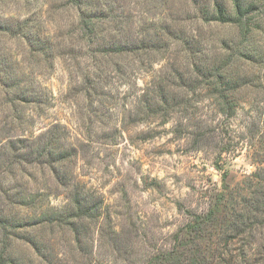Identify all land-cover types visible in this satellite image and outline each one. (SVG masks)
Segmentation results:
<instances>
[{"label":"rangeland","instance_id":"obj_1","mask_svg":"<svg viewBox=\"0 0 264 264\" xmlns=\"http://www.w3.org/2000/svg\"><path fill=\"white\" fill-rule=\"evenodd\" d=\"M222 191L252 233L207 260L264 264V0H0L9 263L146 264Z\"/></svg>","mask_w":264,"mask_h":264},{"label":"trees","instance_id":"obj_2","mask_svg":"<svg viewBox=\"0 0 264 264\" xmlns=\"http://www.w3.org/2000/svg\"><path fill=\"white\" fill-rule=\"evenodd\" d=\"M236 6L237 13H240L238 15L239 18L233 17L227 12L222 3L216 2L213 7L212 19L220 22L242 23L244 15L242 5L237 2ZM81 20L82 22L86 20L83 15H81ZM216 71H218L216 68H209V78L215 77ZM217 84L216 82L213 83L216 91L215 93L221 98L226 97L227 92L225 91H228L229 88L223 90L219 88ZM158 88V95L156 94L157 98L154 97L155 100H159V102H166V100H169V93L166 86H160ZM225 194L226 192L222 191L219 194L218 203L207 212L189 210V220L179 228L174 236V247L158 252L146 264H210L207 259H210L211 256L214 257V255L219 257V254L221 255V253H223L221 243L228 242V234H251L252 232L248 231V227L246 226L245 228L244 216L236 209L233 208V212L230 213L228 205H224L223 203V206L226 207V212H224V215L221 214L223 210L222 208L220 209V204L222 203L221 198H224ZM77 202L78 205H80V201L78 200ZM82 207L83 206H81V209ZM93 210L94 208L91 209V211ZM87 212L89 211H84V213ZM216 215H220V218L214 217ZM184 244L188 246L181 248ZM0 264H11L6 260L4 252L0 254Z\"/></svg>","mask_w":264,"mask_h":264}]
</instances>
